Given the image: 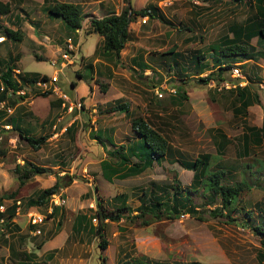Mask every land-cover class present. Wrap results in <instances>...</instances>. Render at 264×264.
Here are the masks:
<instances>
[{"label":"rangeland","instance_id":"374dc122","mask_svg":"<svg viewBox=\"0 0 264 264\" xmlns=\"http://www.w3.org/2000/svg\"><path fill=\"white\" fill-rule=\"evenodd\" d=\"M2 1L9 4V12L0 14L1 62L4 64L9 59L20 72H37L49 77L57 71L58 88L71 100L77 96L83 108L68 114L61 104L50 105V101L57 99V96H43L34 88H26L28 91L24 101L18 96L10 98L14 108L12 116L19 117L20 128L35 137L49 135V138L35 150L19 136L18 129L2 132L0 199L6 207L20 200L21 211L5 224V243L0 236V264H72L70 261L73 259L78 260L76 264H117L120 260L141 256L160 264H264V259L259 260L257 256L261 247L260 236L252 228L244 226L247 221L251 223L245 215L247 209L251 210L255 221H262L264 139L260 144L245 149L242 138L245 129L240 120L246 119L247 124L255 126L262 123L264 43L256 37L250 40V46L259 54L245 66L247 73H254L250 74L251 77L247 76L244 68L240 70V78L232 75L230 69L224 71L226 80L236 78L242 83L251 81V92L257 95L260 102L249 107L246 116L239 117L233 114L231 96L227 91L214 90L223 81H219L218 85L216 81L201 85L195 78L189 77L182 83L174 77L173 69H169L168 65L173 64V55L167 53L173 49L181 54L177 60L183 69L186 67L187 72L190 71L187 74L205 76L210 70L200 75L194 71L192 61L195 55L206 54L202 62L210 65L209 45L229 32L228 27L232 23H244L255 13L249 1ZM44 1L50 4H77L84 16L80 47L75 55L69 52L70 56L74 55L72 63L62 70L60 61L54 64L52 60L60 58L64 39L69 32L58 17L51 18L47 14ZM149 4L158 6L171 24L150 18L142 23L141 16H136L129 24L130 39L118 57L115 54L105 56L100 48L99 54H94L102 37L97 33H87L91 18L119 13L126 6L139 10ZM4 27L20 29L22 39L9 40L4 36ZM181 27L182 30H179ZM96 58L99 62L94 64ZM255 60L260 63L258 68L254 67ZM137 63H144L147 68L140 70ZM77 73H81L83 78L80 79ZM14 77L17 78L15 72ZM72 81L76 83L75 86L71 85ZM84 85L87 88L89 85L91 89L90 93L87 90L82 95L80 91ZM178 85L185 91L186 99L181 104H174L170 100L173 94L170 90L176 89ZM156 91L161 92L162 97ZM118 99L129 105L127 115L108 111L110 104ZM59 115L65 116L58 129L67 125L69 130L51 138L52 126ZM139 116L168 138L172 147L183 155L180 159L193 160L197 155L206 153L214 157L212 168L218 163L226 168L235 166L232 171L234 180L240 178L238 171H243L249 184L241 193L238 208L230 213L235 220L213 215L211 209L217 202L210 204L199 193H190L192 204L198 212L197 217L184 213L177 218H166L161 214V218H153L147 225L141 219L131 217L139 213L137 207L142 186L151 185V181L170 182L175 177L181 187H189L192 181V171L170 157L160 164L154 163L140 175L124 180H109L102 174L99 161L107 156L106 148L114 147L107 138L116 145L128 142L127 137L132 135L131 119ZM2 123L0 120V125ZM97 130L102 132L101 139L106 147L92 135ZM219 130L228 139L223 146L222 142H216L220 140ZM25 161L50 170L24 178L22 166ZM262 164V171L257 172ZM56 173L63 175L64 180L73 179L70 185L62 188L66 203L53 218L46 219L39 226L42 233L33 236L24 213L32 207L46 214V207L29 206L27 201L35 197L40 189L51 186ZM155 191L160 193L158 189ZM121 193L127 196L130 211L124 212L118 221L105 220L108 246L101 249L91 225H98L99 221L94 218L99 208L96 203L100 201L113 213L118 203L113 197ZM80 213L86 214L91 223L84 222L82 229H74L75 216ZM60 259L68 261L60 263Z\"/></svg>","mask_w":264,"mask_h":264},{"label":"trees","instance_id":"16d2710c","mask_svg":"<svg viewBox=\"0 0 264 264\" xmlns=\"http://www.w3.org/2000/svg\"><path fill=\"white\" fill-rule=\"evenodd\" d=\"M241 2L242 0H235ZM249 5L254 8V14L251 18L245 20L244 23H232L228 27V31L224 33L216 42L209 45L211 64H206L202 62L205 60V55L203 53L195 55L192 65L194 71L197 75L205 72L207 69L210 70L205 76H192V74H187V68L184 69L180 66L177 60L181 54L175 52L173 49L167 52L172 54L173 64L168 65L169 69H173L174 77L185 83V79L195 78L197 83L201 85H207L210 81H216L217 85L219 81L226 80L224 78V71L229 70L235 63L241 62L242 60L254 59L259 56L258 52L255 53V49L250 46V40L254 37L258 41L264 43V0H248ZM45 11L47 14L53 18L58 17L64 28L69 32L68 36L74 37L76 39V30L81 28L83 14L80 6L73 3H54L50 4L46 1ZM9 12V4L0 0V14ZM136 16H148L150 19H159L166 24H171L160 11L158 6L155 4H149L148 6L135 10L130 6H126L119 13H110L101 18L93 17L91 18L89 28L87 33H97L102 37L98 48L94 51V54H99L100 52L107 55H120V51L124 48L126 42L130 39L129 24L134 20ZM188 29V27H187ZM182 30V27L179 28ZM192 31V29L189 28ZM67 32V33H68ZM4 36L12 41H19L22 39L23 34L20 29H11L4 27ZM231 33V36L230 34ZM4 37V39H5ZM199 53V52H198ZM262 55H264L262 53ZM246 62H241L238 67L244 68ZM1 64L3 66H1ZM140 70L147 68L144 63H137ZM4 67V69L2 68ZM16 67L13 63L9 62V59L3 64L0 60V80L2 84L5 85V89L17 90L19 88L27 87L29 84H33L39 78L42 80L47 79V75H41L37 72H19L17 78L14 77V70ZM264 74V68H263ZM78 77L81 79L82 74L77 73ZM184 75V76H183ZM83 78V77H82ZM18 79V80H17ZM229 82H237V79H227ZM252 82H248L244 86H237L227 90L229 94L234 93V97L231 100V106L233 114L235 116H246L247 108L253 104H260L259 99L255 93L251 92ZM72 86H75L74 81L71 82ZM218 86L214 87V90ZM104 88V85H101ZM89 89L91 87L89 86ZM176 92L170 95V100L174 104H181L183 99H186L185 91L181 86L176 87ZM223 89V88H222ZM28 91V90H27ZM42 93V92H41ZM5 92H0V100L6 98ZM43 96H48L49 92H43ZM24 101V96H20ZM11 104V100H9ZM61 104L63 101L60 98L50 101V105L53 103ZM83 108V106H82ZM81 108V110H82ZM108 111L114 112L119 111L125 114L129 113V105L121 100H115L114 103L110 104ZM13 114V113H12ZM11 115L5 116L3 112L0 111V120L4 123H10L12 128L18 129V134L21 138L25 139L27 143L35 150L39 149L42 144L49 138V135H41L35 137L31 135L29 131L20 128V119L15 118ZM243 122L244 129L242 138L244 142V148H249L260 144L264 139V112L262 117V123L260 126L247 124L246 119H240ZM131 129L135 134V138L128 141L126 144L122 143L115 146L113 141L109 140L111 145L115 148L108 152L107 158L100 161V167L102 174L107 179L117 178L124 179L132 176L140 175L145 170L151 168L154 163L159 164L167 158H174L176 154V161L181 163L183 168L192 171V181L189 187H181L179 180L175 177L170 182H156L151 181L149 186L140 188V203L137 207L139 211L135 216H131L137 219H141L144 225L149 224L152 220L159 219L162 216L166 218H177L184 213H188L191 216L198 215L195 211V207L191 201L190 193H199L203 196L209 203H216L214 208L211 209L213 215H221L227 217L229 220L233 221L231 218V212L238 208V203L241 201V193L244 188H248V182L245 180V175L242 170H239V179L234 180V173L232 172L236 167L231 165V168H226L220 163L211 164L214 158L211 154L202 153L197 155L193 160L180 159L183 156L180 152L175 150L168 138L163 135L159 130L151 126L150 123L145 121L142 117H134L131 119ZM69 130V129H68ZM5 131V130H4ZM1 132V129H0ZM3 132V130H2ZM95 138L99 139L104 145L101 139V132L92 134ZM220 140L216 141L218 144L222 142V146L228 140L226 136L218 131ZM2 152V150H1ZM218 155V154H217ZM222 156V154L220 155ZM218 157V156H217ZM219 158V157H218ZM253 165V164H252ZM250 166V164H247ZM24 178H29L31 175L42 174L49 170L45 166L37 165L33 162H24L22 166ZM235 167V168H233ZM252 167V166H251ZM262 168L256 170L261 172ZM226 169V170H225ZM231 169V170H227ZM54 183L46 188L40 189L35 197L29 198L27 204L29 206H45L47 208L49 203V197L51 194L56 193L65 186L70 185L72 178L64 180V176L56 173ZM163 184V185H157ZM160 191L157 193L155 190ZM198 194V195H199ZM113 199L118 200L115 206V212L107 210L104 204L98 201L96 204L99 206L98 210L95 211L94 218L99 219L98 225H93L91 220L88 219L86 214L80 213L75 216V228L82 229L84 227L83 223L88 221L94 228L93 234L97 236L99 241V247L101 249H106L108 246V240L105 237V228L107 222L105 220L118 221L124 215V212L130 211L127 206V196L123 193L118 194L113 197ZM0 199V204H1ZM16 206L14 204L6 207L5 213H0V217H4L7 222H11L15 214ZM60 206H54L51 213H47V218H53L59 211ZM137 211V212H138ZM161 214H163L161 216ZM260 219L261 222L255 221L252 217V212L250 209L245 211L246 218L251 221H247L244 224L245 227H250L254 230L258 236H260V250L257 253L259 260L264 259V212H261ZM150 216V217H149ZM129 217V215H127ZM60 225V222L57 226ZM31 228L33 226L30 225ZM59 230V226L57 228ZM0 236L2 241L5 243L4 232L0 231ZM117 264H160L154 263L147 260L145 256L138 258H130L125 260H120ZM192 264H197L193 262Z\"/></svg>","mask_w":264,"mask_h":264},{"label":"built area","instance_id":"2783aa9c","mask_svg":"<svg viewBox=\"0 0 264 264\" xmlns=\"http://www.w3.org/2000/svg\"><path fill=\"white\" fill-rule=\"evenodd\" d=\"M148 17L147 16H142L141 17V21L142 23H145L147 21ZM76 40H74V37L72 36H68L64 39V43L62 45V53L60 54V58H56L55 60H52L53 63H57L58 60L59 65L61 70L67 65L72 63V58L74 57V55L77 53L80 44L79 41L81 39L82 36V28H79L76 30ZM2 37H0L1 39ZM1 41V40H0ZM69 52H73L74 55L70 56ZM231 70V74L234 76H237V78L242 77L241 72H240V68L237 65H234L230 68ZM15 76L16 74H18L20 72L19 69H15ZM58 78V72L55 71L54 75L49 77L47 76V79L42 80V79H38L36 82H34L33 84H29L27 87H23V88H19L17 90H13V89H5V85L2 84L1 80H0V92H5L6 94V98L0 100V111L3 112L5 114V116H9L14 112V108L12 107V105L10 104L9 100L10 98H13L14 96H24L27 93V89L26 88H34V89H38L40 92H49L50 94H53L55 96H57L58 98H60L63 102L61 103L62 108L66 111V113L71 114L73 111H81L82 108V103L79 99L75 98L74 100H71L68 95L61 91L58 86L56 85V82ZM18 80V79H17ZM246 84V82L242 83V82H229L228 80H224L218 87V90L223 89H232V88H236L237 86H244ZM173 94L176 92V89H171L170 90ZM156 94L160 97H162V93L156 91ZM64 116L65 115H59L56 119V123L53 124L52 126V134H51V138H55L57 137L59 134L64 133L66 130H68L67 125H64L63 127H60V129H58V127L60 126L61 122H63L64 120ZM0 140L2 139V130H10L12 129V125L10 123H2L0 125ZM63 189L60 188V190L56 193H53L50 195L49 197V203L48 206L46 208V214L47 213H51L53 210L54 206H64L66 203V199L63 196ZM13 204L16 206L15 208V214L18 215L21 211V201L20 200H16L15 202H13ZM12 205V204H11ZM6 211V206L4 203L0 204V213H5ZM43 214L41 212L36 211L34 208L30 207L28 208L24 215L26 217L27 220V224L33 226V228L30 230L31 234L33 236L35 235H39L42 233V229L39 227L40 225H42L47 218V215ZM96 220V218H95ZM5 224L6 221L4 219V217H0V231H6L5 229Z\"/></svg>","mask_w":264,"mask_h":264},{"label":"crops","instance_id":"0c3cea01","mask_svg":"<svg viewBox=\"0 0 264 264\" xmlns=\"http://www.w3.org/2000/svg\"><path fill=\"white\" fill-rule=\"evenodd\" d=\"M251 16H253V15H251ZM247 19H248V18H247ZM247 19H246V20H247ZM96 62H99V59H97V58L94 59V64H95ZM241 62H242V63H243V62H246L245 65H244V69H245V71H246L247 76H248V77H251L250 74H254V73H247V69L245 68V66H246L249 62H253V60H252V59H249V60H247V61H246V60H242ZM241 62H237V63H235V65H239V63H241ZM254 64H255L254 67L257 66V68H258V66H260V65H259L260 63H259L258 61H256V60L254 61ZM239 68H240V70H241V67H239ZM97 72H100V71L97 70ZM262 73H263V70H262ZM257 76L259 77V75H257ZM235 79H236V78H235ZM248 79H249V78H248ZM262 80H263V79H262ZM245 82L247 83L248 81H245ZM87 90H88V92L90 93L89 85H88V88H87V86H85V85L82 86V91H80V92H81L80 94L85 95V92H86ZM221 90H226V91H227V90H229V89H221ZM216 91H217V90H216ZM218 91H220V90H218ZM226 91H225V92H226ZM227 93H228V91H227ZM77 94H78V93H77ZM228 95L231 96V100H232V98L234 97V93H231V94L228 93ZM224 97H227V95H224ZM75 98H77V96H76ZM53 104H56V103L54 102ZM253 105H254V104H253ZM253 105H252V106H253ZM257 105H258V104H257ZM249 107H251V106H249ZM249 107L247 108V111H249ZM121 113H122V112H121ZM124 114H125V113H124ZM126 115H127V114H126ZM130 124H131V122H130ZM245 131H246V130H245ZM97 132L100 133L99 130H97ZM131 132H132L131 137H127V140H128V141H130L131 139H134V138H135V134H134V132L132 131V129H131ZM101 133H102V132H101ZM103 133H104V135H105V132H103ZM101 135H103V134H101ZM101 137H102V136H101ZM107 137H108V136H107ZM123 143H124V142H123ZM126 143H127V142H125V144H126ZM114 144H115V143H114ZM121 144H122V143H121ZM103 146L106 147L105 144H104ZM113 146H114V145H113ZM115 146L117 147L116 144H115ZM115 146H114V147H111V148H106V149H107V156H106L105 158L108 157V152H110L111 150H113V149L115 148ZM175 156L178 157L177 154H176ZM176 157L172 158V160H175ZM103 159H104V158H103ZM167 159H168V158H167ZM167 159H166V160H167ZM101 160H102V159H101ZM175 161H176V160H175ZM162 162H163V161H162ZM162 162H161V163H162ZM99 164H100V161H99ZM159 164H160V163H159ZM100 168H101V167H100ZM49 170H50V168H49ZM145 171H146V170H145ZM124 179H126V178H124ZM124 179H119V180H124ZM97 189H98V187H97ZM31 229H32V228H30V230H31ZM29 232H30V234H31V231H29ZM31 235H32V234H31ZM61 261L67 262L68 260H67V259H65V260H63V259L61 260V259H60V263H61ZM69 261H70V260H69ZM70 262H71L72 264H76V263H78V260H74V259H73V261H70ZM68 263H69V262H67L66 264H68Z\"/></svg>","mask_w":264,"mask_h":264},{"label":"clouds","instance_id":"9594fccd","mask_svg":"<svg viewBox=\"0 0 264 264\" xmlns=\"http://www.w3.org/2000/svg\"><path fill=\"white\" fill-rule=\"evenodd\" d=\"M234 66V65H233ZM237 81H238V79H237Z\"/></svg>","mask_w":264,"mask_h":264}]
</instances>
